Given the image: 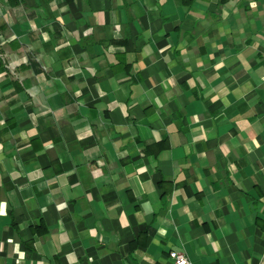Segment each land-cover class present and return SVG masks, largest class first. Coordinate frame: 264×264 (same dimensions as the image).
Segmentation results:
<instances>
[{"label": "crops", "instance_id": "1", "mask_svg": "<svg viewBox=\"0 0 264 264\" xmlns=\"http://www.w3.org/2000/svg\"><path fill=\"white\" fill-rule=\"evenodd\" d=\"M264 264V0H0V264Z\"/></svg>", "mask_w": 264, "mask_h": 264}, {"label": "built area", "instance_id": "2", "mask_svg": "<svg viewBox=\"0 0 264 264\" xmlns=\"http://www.w3.org/2000/svg\"><path fill=\"white\" fill-rule=\"evenodd\" d=\"M170 264H191L189 259L181 253L171 251L168 254Z\"/></svg>", "mask_w": 264, "mask_h": 264}]
</instances>
